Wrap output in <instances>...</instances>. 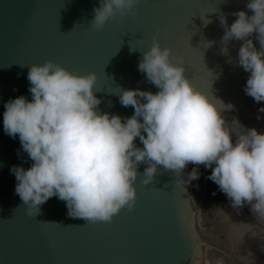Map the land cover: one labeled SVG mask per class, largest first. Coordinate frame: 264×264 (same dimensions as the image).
<instances>
[{
    "label": "clouds",
    "instance_id": "1",
    "mask_svg": "<svg viewBox=\"0 0 264 264\" xmlns=\"http://www.w3.org/2000/svg\"><path fill=\"white\" fill-rule=\"evenodd\" d=\"M139 2L99 0L91 24L101 29L110 19L132 15ZM246 7L252 15L232 13L236 19L230 27L223 14L218 19L224 28V45L243 42L236 62L249 73L244 92L261 103L264 0H248ZM222 51L227 54L226 48ZM138 71L158 91L121 90L120 105L134 109L132 116L122 118L97 111L101 101L93 92L95 73L78 75L52 61L31 65L27 73L31 99L23 95L10 99L3 113L5 135L18 137L32 162L28 169L16 165L10 169L26 214L39 215L41 206L56 197L65 202L73 219L111 222L122 208H133L141 164L147 165L145 186L153 184L158 166L179 174L193 164L211 169L207 179L218 186L232 208L247 205L264 218V132L245 128L236 119L233 127L226 126L223 112L231 106H218L193 87L185 75L184 58L161 48L155 37ZM137 138L143 147L137 146ZM199 178L196 169L188 174L189 181Z\"/></svg>",
    "mask_w": 264,
    "mask_h": 264
}]
</instances>
